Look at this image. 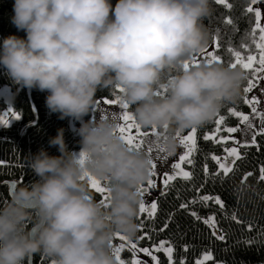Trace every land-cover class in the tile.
<instances>
[{
  "label": "clouds",
  "instance_id": "1",
  "mask_svg": "<svg viewBox=\"0 0 264 264\" xmlns=\"http://www.w3.org/2000/svg\"><path fill=\"white\" fill-rule=\"evenodd\" d=\"M211 0H14L11 23L23 30L0 40V67L24 88L46 92L59 119L79 121V151L67 149L63 129L27 155L36 179L0 204V264H116L111 241L136 235L148 156L129 148L114 117H83L96 92L117 87L141 128L155 127L172 154L177 132L197 128L240 96L246 73L225 63L183 66L208 45L203 21ZM106 187L101 203L89 179Z\"/></svg>",
  "mask_w": 264,
  "mask_h": 264
},
{
  "label": "trees",
  "instance_id": "2",
  "mask_svg": "<svg viewBox=\"0 0 264 264\" xmlns=\"http://www.w3.org/2000/svg\"><path fill=\"white\" fill-rule=\"evenodd\" d=\"M13 2L14 0H0V40L10 34L20 37L25 35L23 30L18 31L11 23ZM110 2L115 4V0ZM228 3L232 5L230 9L217 5L215 0H211V14L203 21L209 34L208 44L212 42L213 36L218 38L221 47L217 52L225 64L234 59L227 51L228 47L241 51L245 58L253 52L258 54L251 39L254 14L246 11L250 0H228ZM225 16L233 21L232 25L224 23ZM256 39L258 40V31ZM242 44H247L248 48H242ZM242 70L246 73V79L241 84L240 96L235 103H230L219 111L226 117L222 127L234 126L238 123V118L227 113V107L234 106L245 113L250 111L243 103V87L250 78V71ZM1 85L10 87L11 106L18 116L10 124L0 127V158L6 161L0 166V204H3L10 198L9 182H14L16 189L19 185L36 179L28 167L27 155L36 153L41 148L50 155L59 154L56 146L48 144L49 138L55 136L58 128L63 129L65 145L73 152L80 148V137L69 127V117L59 119L58 113H53L46 107L44 103L46 92L13 83L2 67H0ZM95 95L97 100L102 96L115 98L119 96V91L116 88L111 92L100 89ZM5 106L3 99L0 98V111ZM128 111H132L131 107ZM90 116L91 111L83 119L88 120ZM214 121L215 117L203 126L197 127V150L191 157L194 163L192 165L184 163V167L192 173L191 178L185 180L176 177L167 186L164 196L157 195L158 212L154 220L149 219L145 222L144 229L150 232L151 238L143 237L137 240V236L141 235V230L137 229L136 235L131 239L140 247L151 246L161 240L171 243L174 249L173 264H181V260L184 264H195L197 258L206 251L212 253V259L205 261L204 264H213L214 261L222 264H264V241L259 236V233H264V180L259 178L260 168L264 166V135L257 136L259 150L256 146L239 148L240 156L235 158L229 173L225 176L221 171L217 172V164L212 156H221L230 141L221 142L214 138L209 140L203 138L206 131L211 132L214 129ZM225 133L221 131L217 135ZM205 165L208 168L207 175L204 172ZM196 188H200L201 191L197 193ZM92 191L99 200L100 195ZM205 194L219 195L224 202L223 209L212 201L207 205L199 202V196ZM193 198L197 199L196 204L189 203ZM182 202L188 204L187 210L179 208ZM191 211H196L202 217L215 214L217 228L226 238L217 240L212 236L208 225L195 220L190 215ZM169 213L172 214V219L168 221L169 227L163 232L153 231L154 228L162 227ZM233 214L236 216L235 220L231 218ZM249 224L252 225L251 228L248 227ZM248 239L253 240L254 243H245ZM184 244L188 245L187 250H184ZM121 257L129 264L128 250L124 249ZM159 259L160 264H164L166 258L162 252H159ZM31 264H40L39 255L31 256ZM43 264L48 262L44 261Z\"/></svg>",
  "mask_w": 264,
  "mask_h": 264
},
{
  "label": "snow or ice",
  "instance_id": "3",
  "mask_svg": "<svg viewBox=\"0 0 264 264\" xmlns=\"http://www.w3.org/2000/svg\"><path fill=\"white\" fill-rule=\"evenodd\" d=\"M217 5H222L227 8H231L232 5L228 3V0H215ZM258 0H250L246 7V11L254 14V25L251 30V39L255 43V49L258 50V54L253 52L248 54L246 58L241 54V51L235 50L232 47H228L227 51L230 53L232 59L228 65L230 67H241L245 71H250V78L247 79L246 85L243 87V103L247 105L250 109V112L245 113L243 111L237 110L236 107H227V113L231 116L238 118L239 123L236 126H228L222 127L225 124L226 117L221 115L219 112L215 116V127L211 132H205L203 138L205 140L212 139L217 136L218 133L224 131L229 135H220L219 139L221 141L231 140L236 146L226 147L225 152L227 156L222 161L218 156L213 155L212 159L219 166L217 172L222 170L224 175L226 176L232 165L228 161L231 158H237L240 156V152L238 151V147H248V146H256L257 150H259V145L257 141L258 135H264V108L259 107L261 101L256 95V90L259 89V92L262 96H264V13H262V9L257 6ZM224 23L227 25H232L233 21L229 19L227 16L224 17ZM219 31V29H217ZM258 31L259 39H256V33ZM221 47V44L218 41L216 36L212 37V45L209 48L203 49L199 54L194 55L189 60H185L183 62V66L187 68L190 64L200 63L202 62H218L224 63L222 57L218 54L217 50ZM242 48H248L247 44H242ZM117 90L120 89L117 87ZM250 97V98H249ZM119 104L120 108L123 111L119 114V116H115L118 120V128L117 131L120 133L121 139L129 146L130 149L145 153L151 163V167L148 173V179L146 184H141L138 186L137 191L141 196V201L138 209V229L141 230V235L137 236V240H141L143 237L151 238L150 232L144 231L146 227V221L149 219L154 220L156 214L158 212V202L157 199L152 195V190L157 187V183L162 185L160 195L164 196L167 192V186L171 181H173L176 177H182L185 180H189L192 176V173L185 170L182 165L186 162L188 165H192L194 163L191 158L193 154L197 150V128H191L187 131L186 134H182L181 132H177L176 136L179 140V144L182 145L183 151L179 155L178 159H173V162L168 164L170 154L161 146L160 140L158 138L159 133L158 130L153 127L151 129H142L138 124L135 123L134 118L131 113L127 110L128 105L122 104L119 100V96L115 98H110L108 96H102L97 100L95 108H98L101 116L106 118L105 109L101 106H113ZM11 116L13 118L17 117L15 112H12ZM258 119L259 124H256V120ZM8 119L0 115V124H7ZM239 135V139L235 135ZM6 161L3 158H0V166L4 165ZM204 172L208 174V168L205 165ZM215 176V174H213ZM153 177H157L158 179H153ZM261 180H264V166L260 168V177ZM223 179V177L221 178ZM89 187L94 190L95 193L99 194L101 199V203L106 202V187L100 181L90 178L89 179ZM203 187V185H201ZM195 191L199 193L201 191L200 188H196ZM147 196L150 199H145ZM209 201H212L216 205H220L223 209L224 202L220 198L219 195H201L199 196V202L207 205ZM191 204H196L197 199L193 198L189 201ZM180 209H188V204L180 203ZM190 215L197 221H202L205 225H208L213 229L212 236L216 237L217 240H224L225 235L220 232L218 234L217 231V223L214 219V215H207L206 217H202L198 215L196 211H191ZM233 220L236 219V216L233 214L231 217ZM172 219V214H168L167 220H165L162 224V227L159 229H153V231L163 232L169 227L168 221ZM249 228L252 227L251 224L248 225ZM260 239L264 241V233H259ZM113 254L115 256L116 264H128V262L121 257V251L125 247H128L132 250V258L131 264H146V262L141 261L137 258V251L140 253H144L151 258V264H159L158 257L153 254L152 249L149 247H139L136 242L128 239L127 237L116 234L113 240L110 242ZM165 240L159 241V244H154L153 248L157 251L162 250L164 254L167 256V264H173V246L171 243H167ZM245 243L252 244L253 240L248 239ZM184 250H187L188 245H183ZM212 259V253L210 251H206L202 254V259H197L195 264H204V261H208ZM44 259L40 258V264H43ZM181 264H184L183 260H181ZM217 264H222V262H217Z\"/></svg>",
  "mask_w": 264,
  "mask_h": 264
},
{
  "label": "rangeland",
  "instance_id": "4",
  "mask_svg": "<svg viewBox=\"0 0 264 264\" xmlns=\"http://www.w3.org/2000/svg\"><path fill=\"white\" fill-rule=\"evenodd\" d=\"M257 6H259L261 9H262V13H264V0H258V5ZM258 39H259V36H258ZM211 45H212V42L211 43H209L208 45H207V47L206 48H209V47H211ZM202 62V61H201ZM256 95L258 96V98L261 100V101H264V96H262L261 94H260V92H259V89H257L256 90ZM0 98L1 99H3V101H4V103L6 104V106H5V108L2 110V111H0V115H3V116H5L7 119H8V121H7V124L6 125H8V124H10L12 121H14L15 119H17L18 118V116L16 117V118H13L12 116H11V113L9 112V110H11L12 112H14V110H13V108H12V106H11V89H10V87L9 86H7V85H1L0 86ZM250 98V97H249ZM104 109H105V115H106V118H111V117H113L114 116V114H115V116H119V114L123 111V109L122 108H120V106H119V104H117V105H113V106H104V105H101ZM259 107H261V108H264V103H261L260 105H259ZM128 110V109H127ZM130 112V111H129ZM250 112V111H249ZM100 111L98 110V108H94V109H92L91 110V116L89 117V118H92V119H98L99 117H100ZM238 123H239V121H238ZM237 123V124H238ZM236 124V125H237ZM256 124L258 125L259 124V121H258V119L256 120ZM5 124H0V127L1 126H6ZM236 125H234V126H236ZM69 127L72 129V130H75L76 131V129L79 127V121H75V120H73L72 118H70L69 117ZM190 129H186V130H183L181 133L182 134H186L187 133V131H189ZM224 135H229L228 133H225ZM231 135H235V136H237V138L239 139V135H238V133L237 134H231ZM219 136L220 135H217L216 137H214V139L215 140H218V141H221L220 139H219ZM228 141H230V144L227 146V147H232V146H236L234 143H233V141H231V140H228ZM221 142H224V141H221ZM240 147H242V146H240ZM240 147H238V151H239V148ZM79 151V149L78 150H76L75 152H78ZM182 151H183V148H182V145H178V147H177V149H176V151L174 152V153H172V154H170V156H169V160H168V164H170L171 162H173V159H178L179 158V155L182 153ZM227 156V153L226 152H224L221 156H218L222 161L224 160V158ZM235 160V158H231L228 162L229 163H231V165H232V163H233V161ZM182 167H184V164L182 165ZM185 168V167H184ZM217 168H219V166L217 165ZM185 170H187L186 168H185ZM188 171V170H187ZM221 172H222V170H220ZM223 173V172H222ZM149 178V177H148ZM153 179H158L157 177H153ZM147 181V180H146ZM146 181H144L143 182V184H146ZM161 188H162V185L159 183V181H158V183H157V187L156 188H154L153 190H152V195L156 198L157 197V195L158 194H160V191H161ZM100 199H101V197H100ZM99 199V200H100ZM145 199H150V198H148L147 196H145ZM210 228V230H211V232L213 231V229L211 228V227H209ZM217 231H218V234H220V230L217 228ZM130 240H132V239H130ZM133 241V240H132ZM133 242H135V241H133ZM155 244H159V242H157V243H155ZM154 245V244H153ZM153 245H151V246H146V247H149L150 249H152V252H153V254L154 255H156L157 257H158V261H159V264H160V259H159V252H162L163 253V251L162 250H159V251H157L155 248H153ZM138 246V245H137ZM165 246H167V243L165 244ZM140 246H138V248H139ZM124 249H126V250H128L129 252H130V258H129V264H131V258H132V250L131 249H129L128 247H125ZM124 249H122V251L124 250ZM121 251V252H122ZM164 254V253H163ZM203 254V253H202ZM202 254L197 258V259H202ZM136 255H137V258L138 259H140L141 261H144V262H146V264H151V258L149 257V256H147L146 254H144V253H140V252H138L137 251V253H136ZM164 256H165V258H166V260L164 261V264H167V256H166V254H164ZM205 262V261H204ZM217 262H219V261H214L213 262V264H217Z\"/></svg>",
  "mask_w": 264,
  "mask_h": 264
},
{
  "label": "water",
  "instance_id": "5",
  "mask_svg": "<svg viewBox=\"0 0 264 264\" xmlns=\"http://www.w3.org/2000/svg\"><path fill=\"white\" fill-rule=\"evenodd\" d=\"M14 187H15V183L9 182V188H8L9 197L11 196V193L15 190ZM28 264H31V256L28 257Z\"/></svg>",
  "mask_w": 264,
  "mask_h": 264
}]
</instances>
